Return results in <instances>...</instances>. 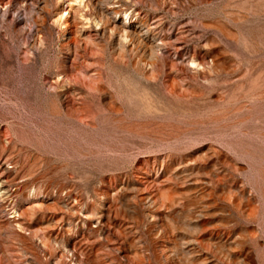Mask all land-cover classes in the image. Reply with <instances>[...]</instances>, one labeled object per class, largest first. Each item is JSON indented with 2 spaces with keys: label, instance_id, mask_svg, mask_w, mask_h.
Here are the masks:
<instances>
[{
  "label": "rangeland",
  "instance_id": "obj_1",
  "mask_svg": "<svg viewBox=\"0 0 264 264\" xmlns=\"http://www.w3.org/2000/svg\"><path fill=\"white\" fill-rule=\"evenodd\" d=\"M0 264H264V0H0Z\"/></svg>",
  "mask_w": 264,
  "mask_h": 264
},
{
  "label": "bare ground",
  "instance_id": "obj_2",
  "mask_svg": "<svg viewBox=\"0 0 264 264\" xmlns=\"http://www.w3.org/2000/svg\"><path fill=\"white\" fill-rule=\"evenodd\" d=\"M80 1V0H79ZM82 2V1H81ZM63 11H64V8L62 7V6H60V7H58L57 8V10L55 11V17H54V21L58 24V25H61L62 24V22H63V20H64V13H63ZM115 11V10H114ZM113 11V12H114ZM115 13H117V11H115ZM125 18H127V15H126V17ZM124 18V19H125ZM104 20H107V17H105V16H102L101 15V13H99V14H97L96 15V21L97 22H101L102 24H103V26H104V24H105V21ZM107 22V21H106ZM111 26H113V25H111ZM115 26V25H114ZM110 28V27H109ZM111 29H115V30H117L118 32H121V34L123 33V36L124 37H129V38H132L133 40L132 41H135L138 45L139 44H142L143 42H142V39H141V36H140V34H139V32L138 31H135V29H133V28H131V27H125L124 25H122V26H119L118 27V29H117V27L115 28V27H111ZM116 31V32H117ZM131 41V42H132ZM134 42V43H135ZM133 43V44H134ZM136 44V45H137ZM140 46H142V45H140ZM139 46V47H140ZM136 47V46H135ZM154 47L156 48V46L155 45H152V44H150V45H148V46H146V48L145 47H143V48H145L146 49V58L148 59V62L150 63V64H152L153 62H154V58L156 57V55H155V52H154ZM158 47V46H157ZM135 49V48H134ZM137 49V48H136ZM142 52H143V50H142ZM144 54V53H143ZM144 55V56H145ZM148 62H147V64H148ZM191 63H192V61H191Z\"/></svg>",
  "mask_w": 264,
  "mask_h": 264
}]
</instances>
